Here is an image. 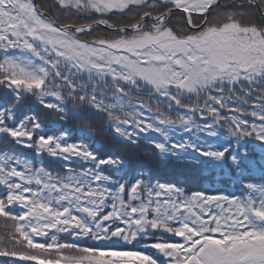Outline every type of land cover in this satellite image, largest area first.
Instances as JSON below:
<instances>
[{
  "label": "snow or ice",
  "instance_id": "1",
  "mask_svg": "<svg viewBox=\"0 0 264 264\" xmlns=\"http://www.w3.org/2000/svg\"><path fill=\"white\" fill-rule=\"evenodd\" d=\"M0 218V264H264V0H0Z\"/></svg>",
  "mask_w": 264,
  "mask_h": 264
},
{
  "label": "trees",
  "instance_id": "2",
  "mask_svg": "<svg viewBox=\"0 0 264 264\" xmlns=\"http://www.w3.org/2000/svg\"><path fill=\"white\" fill-rule=\"evenodd\" d=\"M38 2L51 3L52 0H38ZM135 11L129 13L128 15H123L120 13H108L101 17L99 14H96V18H104L109 19V22L114 26H127L129 25V21L135 22ZM59 21H64L67 19L66 16L62 15L58 11H56V15L53 17ZM85 22V21H80ZM173 23H177L175 20ZM179 26V24H177ZM117 33L111 32L105 27H99V29L94 32L90 37H103V38H111L114 37ZM89 37V36H87ZM84 38V37H82ZM93 83H96L93 81ZM103 92L105 96H110L109 88L105 86L103 88ZM135 99V98H134ZM143 99L148 100V95L145 94ZM153 107L155 108L156 102L155 100L151 101ZM161 111H164L161 108ZM118 114V113H117ZM75 125L77 127L84 126L86 128H90L91 131L95 134L96 138L100 141L95 144L97 149H103L106 146V142H104L107 133L102 131L100 125L89 119L86 116H78L72 118ZM218 147L220 145H217ZM137 163H139L143 167L151 168L156 174L157 178L162 182L164 181H172L179 176L183 182V185L186 191H204L210 195L219 194V193H228L234 194L236 196H246L247 190L244 189L240 182L236 179L231 178L230 176H223L219 171L216 172H199L197 170H185L180 168H165V167H157L153 162H148L139 158ZM76 168H80L79 165H76ZM54 172H60L59 168H53ZM227 172V169H225ZM63 175V172H60ZM248 179H251L253 182L261 183V174H253L251 171L248 173ZM7 231V225L5 224L3 218H0V235H3ZM60 238H63V234H58ZM119 247H130L131 245H123L117 244ZM141 247V245L139 246Z\"/></svg>",
  "mask_w": 264,
  "mask_h": 264
},
{
  "label": "rangeland",
  "instance_id": "3",
  "mask_svg": "<svg viewBox=\"0 0 264 264\" xmlns=\"http://www.w3.org/2000/svg\"><path fill=\"white\" fill-rule=\"evenodd\" d=\"M96 37H84L83 39H87V40H92L95 39ZM120 115V114H119ZM253 174H261L259 168H256L254 170L251 171ZM140 246L139 244L136 245V247Z\"/></svg>",
  "mask_w": 264,
  "mask_h": 264
},
{
  "label": "water",
  "instance_id": "4",
  "mask_svg": "<svg viewBox=\"0 0 264 264\" xmlns=\"http://www.w3.org/2000/svg\"><path fill=\"white\" fill-rule=\"evenodd\" d=\"M117 29H118V27H116ZM110 30H112V29H110ZM112 31H114V30H112Z\"/></svg>",
  "mask_w": 264,
  "mask_h": 264
}]
</instances>
